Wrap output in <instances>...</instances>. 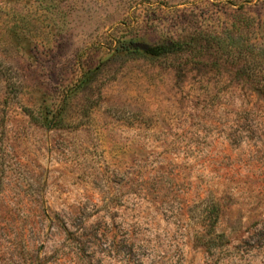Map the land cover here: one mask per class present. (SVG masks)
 <instances>
[{"label":"rangeland","instance_id":"1","mask_svg":"<svg viewBox=\"0 0 264 264\" xmlns=\"http://www.w3.org/2000/svg\"><path fill=\"white\" fill-rule=\"evenodd\" d=\"M232 44L264 80V0H0V264H264V94L178 68Z\"/></svg>","mask_w":264,"mask_h":264},{"label":"trees","instance_id":"2","mask_svg":"<svg viewBox=\"0 0 264 264\" xmlns=\"http://www.w3.org/2000/svg\"><path fill=\"white\" fill-rule=\"evenodd\" d=\"M232 48H227V56L225 60L216 59L212 62L205 61L204 59L198 60H186L180 62L178 68L182 71L184 67L189 64L210 66L211 68H220L221 66H229L235 69V77L240 78L248 75V77L257 85L259 92L264 94V80L259 76V73L255 71L256 55L249 54V56L242 57V54L238 52V47L231 45ZM210 48L209 45L204 43L200 38H193L189 41L169 42L165 44L155 46H144L140 49L134 50L140 53L146 58H168L171 56L185 57L188 54L204 55ZM182 59V58H181ZM214 208L216 213L210 217L209 223L206 224V228L209 230L205 235L200 236V246L204 247L208 251L217 248H224L229 245L228 236L225 233L217 234L216 227L219 222L220 204L215 203ZM210 232V234H209Z\"/></svg>","mask_w":264,"mask_h":264}]
</instances>
